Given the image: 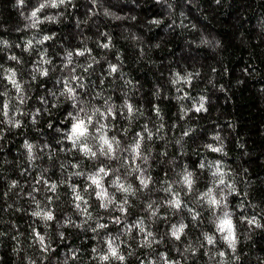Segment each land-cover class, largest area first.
<instances>
[{
    "label": "clouds",
    "instance_id": "obj_1",
    "mask_svg": "<svg viewBox=\"0 0 264 264\" xmlns=\"http://www.w3.org/2000/svg\"><path fill=\"white\" fill-rule=\"evenodd\" d=\"M152 3L163 16L143 15L145 0H15L19 39L0 37V264H264V176L242 139L230 162L236 120L213 119L215 95L227 104L245 80L230 89L226 64L202 63L226 42L199 0ZM260 4L242 5L236 43L264 41ZM177 31L179 67L154 55Z\"/></svg>",
    "mask_w": 264,
    "mask_h": 264
},
{
    "label": "trees",
    "instance_id": "obj_2",
    "mask_svg": "<svg viewBox=\"0 0 264 264\" xmlns=\"http://www.w3.org/2000/svg\"><path fill=\"white\" fill-rule=\"evenodd\" d=\"M28 2L31 4L32 0H28ZM137 2H139V0H137ZM14 3L15 0H0V24L11 26L8 32L0 30V37L8 36L10 38L19 39V36H14L12 32V27L20 22L18 12L13 9ZM251 3L252 0H247V3H244V0H231V3H229V0H221L220 5H215L214 0H199V4L203 8L202 14L207 16L210 21V23L205 21L204 27L216 31L226 42V47L219 54L222 58V62H218L216 56H208L205 54V59L202 63H215L218 76L224 71V65L226 64L228 75L226 77H221L217 82L226 83L230 89H232L237 79L245 80L244 86L239 88V91L231 90L229 92L231 96V101L229 103H222V100L225 98L223 93L215 95L217 103L221 104V116L214 115L213 119L216 120L217 123L222 124L226 129L228 128V124L225 122L226 119L236 120L237 128L235 133H232L234 139L229 141L230 152L233 154V160L230 162L234 163L236 156L242 157L243 150L237 149L235 146L236 140L242 139L247 150L251 154L249 158L243 159V163L245 165L250 163L254 165L252 176L256 178L258 175L264 176V164L261 163V160L264 159V108L260 107V103L264 101V94H260L255 90L259 86H264V53L260 50L261 47H264V41H261L259 45L252 43L250 46H245L243 40L240 43H236L235 41V37L239 34V30L244 28L245 23L240 16L241 7L243 5L245 8H250ZM145 5L146 6L141 9L143 15L149 18H151V16L164 15V13L152 3V0H145ZM260 7L264 9V0H261ZM193 11H195V9L190 6L189 12L192 13ZM149 14L151 15L149 16ZM192 18L195 19L197 23L201 22L199 16H193ZM249 19H252L251 15H249ZM165 23L168 24L170 21H166ZM237 25H239V27H237ZM71 27V24L66 26V28ZM88 32L92 33V29H88ZM115 35H118V33H115ZM162 35L163 33L161 30L156 29L149 36V40H155L156 37ZM246 35L251 39L254 33L246 32ZM164 43L166 46L154 54L156 59L164 61L171 58L172 64L177 67H179L181 59L185 62L190 59L187 56L178 55V53H181L184 46L179 31L170 39L165 40ZM120 46L126 49L124 44ZM4 59L5 57L0 55V63H2ZM129 67L131 68L132 65L130 64ZM189 67H191V65H189ZM140 68L146 69V71L141 74L140 69H135L133 71L135 79L143 81L146 87L151 88L152 80L149 78V74L155 77V73L146 64H141ZM243 69H247L250 75L245 77L242 71ZM161 70H163V66ZM256 74H258V76ZM147 94L148 93H146V95ZM161 103L163 104L164 102L161 101ZM166 107L168 108V119L171 120L172 110L175 108V105L169 103ZM210 111L215 113V106H213ZM58 122L59 121H57V123ZM212 127H215V125L213 124ZM17 143H19V141ZM13 147H15V145L10 146L8 149L10 155ZM3 156L4 153H0V160H2ZM6 171V167L3 171H0V214H3L5 207L3 190L6 187V181L3 177ZM11 176L15 177L16 173L12 172ZM23 219V217H19L20 221H23ZM260 238L264 239V234H262ZM61 247L64 246L62 245ZM55 255H59V249ZM170 255L173 254L170 253ZM193 264H195L194 261Z\"/></svg>",
    "mask_w": 264,
    "mask_h": 264
}]
</instances>
